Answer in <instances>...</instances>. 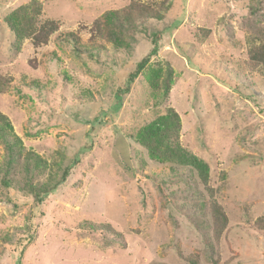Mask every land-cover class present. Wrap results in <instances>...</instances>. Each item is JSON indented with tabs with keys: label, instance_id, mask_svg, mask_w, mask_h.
<instances>
[{
	"label": "rangeland",
	"instance_id": "obj_1",
	"mask_svg": "<svg viewBox=\"0 0 264 264\" xmlns=\"http://www.w3.org/2000/svg\"><path fill=\"white\" fill-rule=\"evenodd\" d=\"M29 1L0 0V74L11 78L0 112L55 177L70 169L44 200L21 257L13 247L30 204L15 207L0 183V264H190L178 251L198 255V264H264V229L254 224L264 215V72L243 63L249 32L264 20V0H186L181 22L182 0H171L128 49L91 39L93 21L131 1L158 9L160 0H38L40 18L59 25L38 46L29 38L17 43L5 22ZM155 30L159 46L148 64L171 68L167 97L152 96L141 73L114 108ZM70 31L80 52L64 41ZM165 106L179 113L181 145L207 162L206 181L187 166L176 172L151 160L128 136ZM4 159L0 142V176ZM209 187L228 219L216 236Z\"/></svg>",
	"mask_w": 264,
	"mask_h": 264
},
{
	"label": "trees",
	"instance_id": "obj_2",
	"mask_svg": "<svg viewBox=\"0 0 264 264\" xmlns=\"http://www.w3.org/2000/svg\"><path fill=\"white\" fill-rule=\"evenodd\" d=\"M253 1L257 2V0ZM170 3L171 0H160L157 3L158 9H156L151 4L131 1L125 8L107 10L103 12L101 17L93 21L90 27V38L101 37L116 49H128L135 40L133 34L145 29L148 18L161 19L163 15L160 11H167ZM185 3L186 0H182L181 12L176 18L177 22H181L185 18ZM249 7L256 9L254 5ZM41 10V3L38 0H31L17 6L6 15L5 22L13 32L17 43L29 38L33 45L45 44L49 36L58 29L59 25L56 20L40 18ZM262 16L264 19V13ZM199 32H202L204 36L206 35L204 28H200ZM159 38V30L151 32L152 48L136 62L135 69L127 74L124 86L119 88L118 91L120 92L115 94L117 101L114 108L120 105L121 95L129 92L132 83L141 73L146 78L152 96L158 93L161 102L167 97L172 83L171 68L168 65L162 67L157 64H148L157 52ZM78 40L77 34L72 31L67 32L64 36V41L70 43L76 52L81 51ZM247 40L246 57L243 59L244 68L248 71L264 72V20H259V23L253 27ZM10 82V77L0 74V92L5 91L10 86ZM180 128L179 113L174 108L165 106L150 121L136 128L128 136L146 148L151 160L169 164L170 169L176 172L182 171V168L187 166L195 172L199 179L206 181L209 177V166L206 161L181 145L179 141ZM0 142L5 151L0 183L3 188L9 189L5 197L10 199L15 207L30 204L28 225L23 234L15 241L13 247L16 254L21 257L25 248L34 239L38 226L36 218L42 214L41 207L44 200L66 180L70 165L64 166L61 172L57 174L58 176L55 177L53 171L50 170L53 167L48 168L50 163L46 158L37 152L25 149L21 138L13 130L10 120L1 112ZM73 160H78L77 154L74 155ZM45 171L47 172L44 173ZM40 173L45 175L44 178L40 177L33 180L34 176L40 175ZM19 176L23 178L22 182ZM209 191L210 201L207 214L210 220L209 225H211L212 232L216 236L225 228L228 219L225 209L215 197L216 190L209 187ZM254 224L258 229H264V215L258 216L254 220ZM82 225L83 229H96L90 223H83ZM178 256L190 264H198V255L183 256L178 251Z\"/></svg>",
	"mask_w": 264,
	"mask_h": 264
}]
</instances>
